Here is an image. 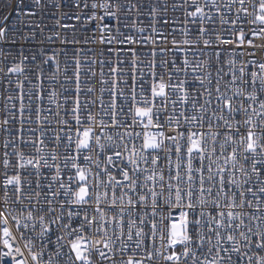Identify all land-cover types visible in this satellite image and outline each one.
Segmentation results:
<instances>
[{"label": "snow or ice", "instance_id": "snow-or-ice-1", "mask_svg": "<svg viewBox=\"0 0 264 264\" xmlns=\"http://www.w3.org/2000/svg\"><path fill=\"white\" fill-rule=\"evenodd\" d=\"M158 2L150 3L153 35L144 36L146 28L140 26L139 40L120 33L125 7L120 0H71L78 11L60 16L74 23L57 20L56 25L75 30L77 23L83 27L95 22L100 35H93V42L107 45L167 43V34L155 23L168 4L162 0L161 9ZM33 3L43 7L41 0ZM62 3L67 6L68 0H56L55 8ZM126 6L129 13L137 7L130 0ZM177 7L185 13L184 38L171 41L173 51L184 53L179 65L175 59L158 65L153 49L154 59L144 71L129 48L131 71L125 72L120 67L125 62L117 60L109 67L113 79L105 80L101 68L100 96L81 100V60L75 58L74 81L65 77L75 88L64 89L75 96L63 99V105L72 106L62 107L59 94L52 91L47 100L55 111L41 106L42 88L25 94L17 80L19 115L12 111L15 104L8 109L6 103L8 114L0 120L6 137L0 145V264L6 259L10 264H264V0H183L172 5ZM15 9L21 27H39L25 19L36 15L25 10V0H16ZM9 18L4 15L3 20ZM106 18L115 25L109 26ZM217 19L228 26V38L216 31ZM189 23L196 26L195 40ZM113 28L117 35H106ZM34 35L32 31L19 39ZM0 40H8L6 24L0 26ZM10 42L16 43L15 34ZM201 44L221 49L215 52L214 73L210 59H188L189 52L199 54ZM225 46L230 51L221 63ZM121 53L116 49L117 56ZM27 59L21 48L19 62L0 67V73L22 75ZM49 62L59 70L55 54L44 61ZM157 67L166 69L167 79ZM124 76L130 77V85L119 79ZM83 91L91 94L96 88ZM53 119L57 130L50 137ZM17 122L19 127L13 128ZM46 141L55 147L49 150ZM20 145L34 154H26Z\"/></svg>", "mask_w": 264, "mask_h": 264}, {"label": "built area", "instance_id": "built-area-1", "mask_svg": "<svg viewBox=\"0 0 264 264\" xmlns=\"http://www.w3.org/2000/svg\"><path fill=\"white\" fill-rule=\"evenodd\" d=\"M91 0H89V3ZM121 3H125V7L121 9L120 15L122 17V22L119 25L120 33L122 36L132 35L136 39H140V34L138 33L137 29L140 26H144L146 31L143 33L144 36L153 35L151 32L150 25L153 23L151 18L149 17V13L151 11L150 3L152 0H130V3L136 4L137 7L133 8L131 13L128 12V8L126 6V0H120ZM218 3H226L227 0H217ZM9 0H0V26H4L6 24L8 28V40H0V67H6L11 65L12 63H17L20 60V49H23V55L27 56L28 59L24 61V68L25 72L21 74H8L5 76L3 73H0V120L7 115V110L5 108V104L7 103V108L11 109L12 104L16 105L15 109H12L13 112L19 115V99H15L20 95V89L17 87V80L23 82V91L24 93L33 92L35 93L38 89L42 88L45 94V99L43 100L41 106L44 108L51 107L53 111H55V104L49 105L47 100V94L55 91L58 95V100L61 103L62 107H71V103L68 105H63V99L65 96L69 98L71 101L74 99L75 93L74 91L64 92L65 88L74 89L75 84L74 82H69L65 80V77H72L74 81L73 71L75 69V58H79L81 60V100L85 99H95L96 97L100 96V87L101 84L99 81L101 80L100 71L103 68L105 73L103 79L111 80L113 76L109 73V67L116 66V61L121 60L125 63L121 64L120 67L125 72L131 71V61L134 57L127 51L129 48H132L136 52L135 59L140 62V67L147 71V63L152 61L154 57L152 56L153 49L156 50L155 60L159 65L160 61H171L173 59L176 60V63L179 65L181 64L182 60L184 59V53L173 51L174 47L171 43L172 39L175 38L177 41H181L184 37L181 34V29L185 27V13L184 9L181 7H177L175 10L172 8V5H181L183 4V0H167L168 10L166 13L163 11L161 15L157 17L155 26L157 29L163 31L167 34V43L158 42L155 45L152 43L148 44H135V45H128V44H114V45H107L99 43L98 39L93 42V35L99 37L100 33L97 30L96 23H91L86 26H81L77 23L76 29H63L56 25V21L59 20L61 24L65 23H74V21L68 19H62L60 16L61 12H67L69 14H73L78 9H76L72 4L71 0H68L67 6L62 3V6L59 10L55 8L56 0H41V5L43 7L37 6L33 3V0H25V10L35 11L36 15L32 17H25L26 20H32L36 24H39L38 28H31L27 25L21 27L17 22L18 13L15 9L16 0H11L12 7L8 6ZM157 7L163 9L164 5L162 0H159L157 3ZM139 13V15L137 14ZM90 14V13H89ZM100 15H103V10L100 11ZM4 15H9V19L7 22L3 20ZM167 19L168 24L165 25L163 21ZM105 22L109 24V26L115 25V20L111 18H106ZM135 23L136 27H133ZM16 24V27L13 28V25ZM127 25L125 27L124 25ZM192 28L191 38L195 40L198 37V33L196 31V26L189 23L188 25ZM207 27L211 28L212 25H206ZM215 28L217 32H220L222 36L228 38V26H221L217 19ZM42 29V30H41ZM175 29V31H173ZM34 31V37H30L28 40L21 41L19 37L26 33H30ZM54 33H59L57 37ZM16 36V43H11V39L13 35ZM106 35H113L116 36L117 33L115 28H113L111 33H106ZM52 36V39L49 40L48 37ZM67 39L68 42H62ZM85 39L88 40V43H84ZM72 40H77L79 43H72ZM259 43V41H256ZM111 49V50H110ZM116 49H121V55H116ZM160 49H164L165 51L161 53ZM217 50H221L216 48L215 46L205 49L203 45H200V52L199 54L194 57L191 52L188 53L189 60H211L213 64V73L215 72L216 66V57L215 52ZM251 49H249L250 51ZM230 49L225 46L222 49V55L220 58V62L223 63L226 59H228V52ZM239 51V49H237ZM56 56V61L59 62V70L56 68L55 62L44 63L45 59L49 56L54 55ZM261 55H264L262 53ZM35 56L36 60L33 61L32 57ZM4 57H7L6 59ZM97 61V63H91V61ZM100 60L103 61H111V65L105 63L101 65L99 63ZM65 68L68 69L65 72ZM89 69L96 73L95 76H92L89 72ZM157 72L160 74L165 75V79H167L166 69L157 67ZM39 76V79H38ZM55 77V79H53ZM183 78V76H181ZM192 79L191 76L188 77ZM119 79H128L129 85L131 84V80L129 76H124ZM175 79V77L173 78ZM10 81V82H9ZM215 83V81H214ZM88 87H95L96 91L91 94H85L84 89ZM104 87H109V85H104ZM121 87L125 88V91H128V88L124 85ZM195 89L198 91L199 85H193ZM198 94V92H197ZM12 96L14 99L12 101H7V97ZM103 99L107 102L110 97L107 93L104 94ZM175 99V97H173ZM203 102V101H201ZM24 103L27 105L29 103L27 95H25ZM118 103L120 101L118 100ZM36 107V104H33V108ZM178 105V109H179ZM96 110H99V104L96 105ZM127 110V109H125ZM190 112V109H189ZM46 114V113H45ZM63 115V112H61ZM25 116H28V113L25 112ZM33 118H35L33 113ZM239 118V117H238ZM129 123L131 122V117H128ZM19 127L18 122L13 125V128ZM26 128L36 127L34 124H25ZM53 130H57V126L55 123V119L52 120V125L49 130V136L51 137V132ZM195 130V129H194ZM205 131L207 130V126H205ZM136 131H140V128H137ZM5 134L0 132V145H2ZM26 139H30L31 137L26 134ZM46 143H49L46 141ZM139 144V141H137ZM20 147L26 152L28 155L34 154L33 149L30 147H25L24 145H20ZM55 147L54 142L49 143V150ZM63 146L59 149L60 152H63ZM3 149L0 148V152ZM163 155V153H161ZM45 175H51L45 170ZM33 180V189L35 190V176L33 175L30 177ZM41 183H46L43 179ZM2 195V193H0ZM11 195V193H10ZM14 198V197H13ZM136 211L142 212L141 209H137ZM149 211H151L149 209ZM245 211H250L249 209L245 208ZM167 210H165V214ZM178 215V211L175 212ZM135 215V213H134ZM147 230V229H146ZM55 237L53 236V239ZM39 243V242H37ZM159 242H157L158 244ZM67 251V249H65ZM255 251V249H253ZM264 255V252L261 253ZM236 259L235 257L233 258ZM4 264H10V262L6 259Z\"/></svg>", "mask_w": 264, "mask_h": 264}]
</instances>
